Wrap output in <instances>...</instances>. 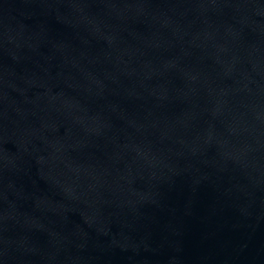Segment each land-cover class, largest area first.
<instances>
[{"label":"water","instance_id":"95a60500","mask_svg":"<svg viewBox=\"0 0 264 264\" xmlns=\"http://www.w3.org/2000/svg\"><path fill=\"white\" fill-rule=\"evenodd\" d=\"M0 264H264V0H0Z\"/></svg>","mask_w":264,"mask_h":264}]
</instances>
